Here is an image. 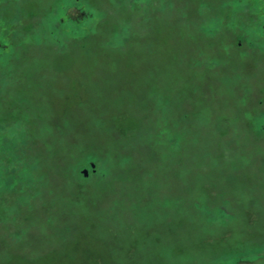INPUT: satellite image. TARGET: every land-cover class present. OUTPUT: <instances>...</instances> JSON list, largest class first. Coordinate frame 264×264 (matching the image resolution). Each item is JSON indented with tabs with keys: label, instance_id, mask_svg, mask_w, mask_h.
I'll list each match as a JSON object with an SVG mask.
<instances>
[{
	"label": "rangeland",
	"instance_id": "obj_1",
	"mask_svg": "<svg viewBox=\"0 0 264 264\" xmlns=\"http://www.w3.org/2000/svg\"><path fill=\"white\" fill-rule=\"evenodd\" d=\"M0 264H264V0H0Z\"/></svg>",
	"mask_w": 264,
	"mask_h": 264
},
{
	"label": "water",
	"instance_id": "obj_2",
	"mask_svg": "<svg viewBox=\"0 0 264 264\" xmlns=\"http://www.w3.org/2000/svg\"><path fill=\"white\" fill-rule=\"evenodd\" d=\"M90 165H91V167L94 169L95 164H94V163H91ZM83 173H84L85 176H87V175H88V170H87V169H84V170H83Z\"/></svg>",
	"mask_w": 264,
	"mask_h": 264
},
{
	"label": "trees",
	"instance_id": "obj_3",
	"mask_svg": "<svg viewBox=\"0 0 264 264\" xmlns=\"http://www.w3.org/2000/svg\"><path fill=\"white\" fill-rule=\"evenodd\" d=\"M64 4V3H63ZM84 6V5H83ZM76 20H78V19H76ZM95 170H93V172H94Z\"/></svg>",
	"mask_w": 264,
	"mask_h": 264
}]
</instances>
